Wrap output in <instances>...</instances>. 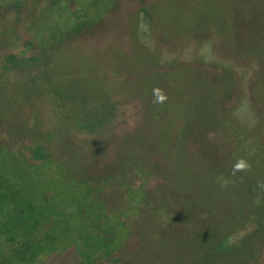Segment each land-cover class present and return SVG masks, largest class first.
<instances>
[{"label":"rangeland","instance_id":"1","mask_svg":"<svg viewBox=\"0 0 264 264\" xmlns=\"http://www.w3.org/2000/svg\"><path fill=\"white\" fill-rule=\"evenodd\" d=\"M56 1L0 0L1 125L14 119L17 132H37L47 119L37 99L51 86L73 88L69 99L81 104L72 108L74 127L84 112L100 111L98 96L90 105L78 100L101 93L104 121L73 130L80 150L62 130L46 135L57 137L73 171L81 158L91 186L83 191L64 172L58 176L72 175L63 182L69 186H17L30 195L16 200L25 224L29 202L45 220L50 191L73 213L56 211L57 226L42 230L55 253L33 264H264V0H117L111 15L112 0H104L91 10L97 25L67 44L58 36L73 25L62 1L74 11L91 0ZM45 34L51 53L39 64ZM157 88L163 104L154 102ZM37 89L20 109L23 94ZM30 144L23 150L31 159ZM239 161L249 167L235 171ZM109 176L117 178L102 191ZM82 192L107 207L93 200L82 217ZM7 205L2 211L0 203V228L13 229L14 205ZM257 209L261 227L244 236ZM0 264L27 261L0 248Z\"/></svg>","mask_w":264,"mask_h":264},{"label":"trees","instance_id":"2","mask_svg":"<svg viewBox=\"0 0 264 264\" xmlns=\"http://www.w3.org/2000/svg\"><path fill=\"white\" fill-rule=\"evenodd\" d=\"M103 1L104 0H91L90 2L83 3L84 6H81L80 9H76L74 11H72V7L70 6L68 1H62V9L65 10L68 15V18H66V25L68 27L70 25H73V33L70 34L71 36L69 34H66V32L64 31L60 32V35L58 37L62 41H64L63 43L67 44L69 43V41H73L71 37L74 35H81L77 34L81 32V30H86V32H90L97 25L96 23H93V21H91V10L97 9L98 12L100 10L101 5L103 4ZM59 2L61 1L57 0L55 5L57 6ZM54 3L55 2H53L51 6H53ZM112 3L113 5L112 8L108 11V15L113 14V12H115L116 8L118 7L117 0H112ZM53 12L58 13L59 9H55L53 10ZM103 21L104 19L101 20L99 23L102 24ZM56 28H58V26H56ZM60 29L61 28H59V30ZM46 38L47 35L42 37L41 54L37 57H34V60L38 61L39 64L45 63L47 60H49V54L51 53L50 48L43 44ZM77 43L79 42L77 41ZM74 44H76V42ZM74 72L75 71H73V74ZM67 73L70 74V72ZM50 88L51 89L47 91L45 96H41L39 94L38 89L30 90L33 93H36V97L32 96L33 93L26 91V93L23 94L25 99H19L21 100L20 102L18 100L21 109L27 103L29 105L31 102L33 103L34 101L32 100H36L39 94L40 99H37V106L38 104L42 105L41 107L43 108V114H46L47 119L45 121V125H43L42 127L40 126L37 132H28L29 129L27 127L24 130L18 127L21 131L17 132L16 130H14V128H17L16 125L18 121L12 119V116L10 117L13 121L11 126L6 124L8 129L6 127H3L0 122V203L2 204L1 210L3 211V209L8 206V202H13V208L15 211V224L13 226V229H8L7 225H4L2 226V228H0V248L8 249V251L13 253L14 258L18 260L27 261V264L35 263L45 254L55 253L53 248H51V250L48 249V247L46 246L47 243L44 242L42 230L44 229L46 233H48V231L50 233L51 230L57 226L59 221H52L53 217H58L56 211L62 209L63 206H65V217L68 218L69 215H72L73 213L68 212L69 210H72L70 207V201L68 203H64L61 201V195L59 193H53L52 191L46 192L45 210L49 214H46L45 220L42 221L39 206L37 204L34 205L32 202H29L26 211L28 213V220L26 221V224L29 226V228H26L25 222H22V220L20 219L21 214L24 215L25 210L21 208L19 202H16L19 197H24V194H26L22 192V189L25 186L34 185L35 187H38L42 184L46 186H60V184L62 186L67 184L66 186H69L67 182H65V184H63V182L68 180V178H70L69 176L72 177V175L73 180H76L77 183H82L81 189L83 191L85 184H87V186L92 185L90 184L92 178L90 179L87 173L85 174V172H87V169L85 170V166L82 167L80 165L81 158L76 159V163L80 167L79 170L73 171V159H61L59 157V147L55 141L57 140V137H54L53 139H48L46 135L50 136L52 133H59V131L62 130L64 131V134L67 135V139H69L66 140L68 141L67 143H73V146L76 145L75 149L80 150V148L82 147H79L75 142L72 141L73 130H75V128L95 129L101 126L102 121H104L103 116H101V112L103 108H105L104 103H102V101L104 102L105 98L101 97V93H89L90 95L87 94L89 98L79 100L77 99L78 101L81 100V102L90 105L92 102V96H98L94 98L100 101V103L98 104L100 105V111L84 112L83 110H79V112L84 113L82 114L81 119L78 118L77 123H80V125L74 127L75 123H73V120L77 117V113H74L76 111L73 110L75 108L74 105L76 104L77 107V105L81 106V104L76 102L75 100L72 101L69 99L70 95L73 94V92H70L73 91V88L68 87V90L66 89V86H55V88L51 86ZM106 99L109 100L108 98ZM69 102H71L70 106ZM93 105L96 106V103H93ZM10 106L12 107V105ZM15 112L17 113L18 110H15ZM27 141H31V144L28 146L32 154L31 159L24 153L23 150V146ZM10 171L14 173V177H10V174L8 173ZM25 171L33 173L35 175L26 176ZM61 172L68 174L71 173L72 175H67L66 177L58 176V174ZM116 178L117 177L115 176H109L108 178H104L108 180L106 181L105 185L103 184L104 181H102L101 179L102 184L98 188H102V191L105 190V187L110 185L109 180H114ZM19 185L24 187L22 189H18L17 186ZM114 186L117 187L116 184ZM11 188H13V191L7 193L6 189L9 190ZM26 195L30 196L29 194ZM99 197L100 195L96 197L89 195V197L87 196L86 199L84 194L81 198L76 197L82 202V217H85L87 215V211L85 210L86 207L84 208V206L88 205L90 208V205L92 204L91 202H93V200L99 201V203H104L107 207L106 201L100 199ZM69 198H71V195H69ZM1 217L2 216H0V219ZM262 218L263 217L261 216L260 209H257L252 219L253 227L252 229L247 230L244 236H247L250 233L254 234L259 231V228L262 224ZM48 238H51V242L54 240L53 237L49 236Z\"/></svg>","mask_w":264,"mask_h":264},{"label":"clouds","instance_id":"3","mask_svg":"<svg viewBox=\"0 0 264 264\" xmlns=\"http://www.w3.org/2000/svg\"><path fill=\"white\" fill-rule=\"evenodd\" d=\"M153 95L155 97V100H154L155 103L163 104L167 100L166 95H164L162 90L159 88L153 90ZM248 167L249 165L245 161H239L234 166V170L241 171V170L247 169Z\"/></svg>","mask_w":264,"mask_h":264}]
</instances>
